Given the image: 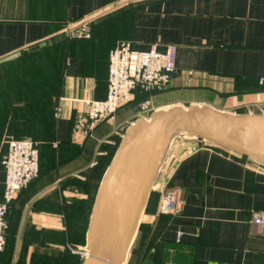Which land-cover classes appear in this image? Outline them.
I'll return each instance as SVG.
<instances>
[{
    "label": "crops",
    "instance_id": "obj_1",
    "mask_svg": "<svg viewBox=\"0 0 264 264\" xmlns=\"http://www.w3.org/2000/svg\"><path fill=\"white\" fill-rule=\"evenodd\" d=\"M85 21L90 38L65 32ZM121 42L138 51L176 45L177 72L163 90H137L115 120L76 130L87 101L106 98L109 55ZM263 75L264 0H0V200L7 138H30L40 151L38 177L9 208L0 264H75L60 248L68 189L81 197L89 175L99 189L141 102L164 101L154 111L184 101L264 115ZM173 187L185 204L178 215L163 214ZM261 213L263 168L202 144L169 154L126 263L264 264V223L254 222Z\"/></svg>",
    "mask_w": 264,
    "mask_h": 264
},
{
    "label": "water",
    "instance_id": "obj_2",
    "mask_svg": "<svg viewBox=\"0 0 264 264\" xmlns=\"http://www.w3.org/2000/svg\"><path fill=\"white\" fill-rule=\"evenodd\" d=\"M204 143L264 169V115L174 105L126 129L97 191L81 264H125L167 155ZM75 186L68 189L73 199ZM83 200L86 194H80Z\"/></svg>",
    "mask_w": 264,
    "mask_h": 264
},
{
    "label": "built area",
    "instance_id": "obj_3",
    "mask_svg": "<svg viewBox=\"0 0 264 264\" xmlns=\"http://www.w3.org/2000/svg\"><path fill=\"white\" fill-rule=\"evenodd\" d=\"M65 32L75 38H90L91 26L88 22L74 25L69 22ZM176 45H169L166 52L153 47L148 51L134 50L129 42L118 43L109 55V77L107 96L103 100L87 101V111L79 113L75 128L93 131L104 120H115L121 106L133 102L135 90L146 92L165 89L172 81L177 68L175 65ZM264 86V75L259 79ZM149 111L150 100L139 105ZM59 113V108L57 109ZM8 151L2 159L5 171V189L0 200V254L6 246L8 211L18 193L27 188L40 173V151L38 142L30 138H7ZM185 204L184 191L180 187L167 189L163 194L160 211L163 214L178 215ZM256 224L264 223V213L255 217ZM84 257L87 251L83 252Z\"/></svg>",
    "mask_w": 264,
    "mask_h": 264
},
{
    "label": "rangeland",
    "instance_id": "obj_4",
    "mask_svg": "<svg viewBox=\"0 0 264 264\" xmlns=\"http://www.w3.org/2000/svg\"><path fill=\"white\" fill-rule=\"evenodd\" d=\"M182 102H181L182 106L190 105V103H185L184 101ZM163 104L164 101H159L158 105L154 104L155 106L154 107L152 106L149 111H143L138 106L136 110V115H134V117L148 119L151 113L154 111V109L158 108L159 106L160 107L164 106ZM202 145H207V144L202 143ZM96 184L97 183H95V175H89V177H87L86 182L84 184V189H85L84 193L87 196V201L82 202V200H79L80 198L76 197L70 201L67 200L64 206L63 212L65 218V224H64L65 230H64L63 244L60 248L64 253V259L71 261L72 263L75 264L79 263L80 259H83L81 252L83 253L84 251L83 249H81L80 243L83 237L85 220L87 221L88 217L89 216L91 217V212L93 209L95 197L98 191L96 188ZM130 252L131 251H129V254ZM129 256L131 257V255ZM128 263L131 264L129 261ZM43 264H60V262L56 263L55 261H52V263H50V261H48V262H43Z\"/></svg>",
    "mask_w": 264,
    "mask_h": 264
},
{
    "label": "trees",
    "instance_id": "obj_5",
    "mask_svg": "<svg viewBox=\"0 0 264 264\" xmlns=\"http://www.w3.org/2000/svg\"><path fill=\"white\" fill-rule=\"evenodd\" d=\"M138 90V91H137ZM136 91H137V95L138 94H144V95H147V94H149V92H146V91H143V90H141V89H136L135 90V98H136ZM135 100V99H134ZM133 100V101H134ZM208 146H210V145H208ZM210 147H212V146H210ZM212 148H214V149H216V150H219V151H222V152H224V153H227V154H229V155H232V156H234V157H237V158H239V159H242V160H245V158H243V157H239V156H236V155H233V154H230V153H228V152H226V151H224V150H222V149H220V148H216V147H212ZM26 189V188H25ZM24 190V189H23ZM12 205V204H11ZM10 205V206H11ZM87 223H88V219H87V221L85 220V226H84V229H83V231H85V229H86V226H87ZM84 238H85V235H83V237H82V239H81V242H84Z\"/></svg>",
    "mask_w": 264,
    "mask_h": 264
}]
</instances>
